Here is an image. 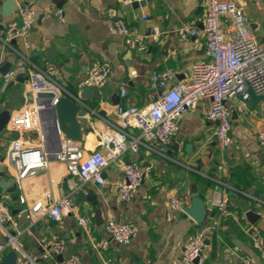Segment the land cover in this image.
<instances>
[{
	"label": "crops",
	"instance_id": "0c3cea01",
	"mask_svg": "<svg viewBox=\"0 0 264 264\" xmlns=\"http://www.w3.org/2000/svg\"><path fill=\"white\" fill-rule=\"evenodd\" d=\"M6 1L0 0L2 76L19 66L43 69L52 63L59 69L58 80L69 96L77 98L93 63L111 65L109 83L101 90L104 99L85 102L90 109L80 119L88 154L103 149L104 134L118 120L115 115L118 105L143 108L160 97L162 91L151 88L153 74L173 70L176 74L170 84L173 87L180 81L190 80L194 65L210 60L205 55L203 0H142L146 1L145 5L137 9L132 7L135 0H14L18 7L31 5L38 12L36 26L28 39L30 49L21 39L7 44V25L18 21L19 14L17 11L11 18L3 19L2 4ZM234 1L249 19L254 38L264 47V0ZM58 10L64 11L62 19L57 17ZM118 20L129 25L131 36L116 33L114 25ZM184 23L198 26L197 36L181 40L179 29ZM155 28L160 32L158 37L153 36ZM136 38L143 41L142 49L134 41ZM130 71L132 76L128 80ZM18 78L4 89L0 77V113L9 112L10 118L31 100L27 76ZM124 90L125 97H122ZM107 98L112 103H107ZM239 102L237 98L230 103L234 117L236 112L237 115L231 133L232 144L225 152L218 150L217 124L206 115L210 100L201 99L195 109L183 113L180 133L168 147L149 143V147L141 146L138 154L127 152L112 161L104 170L105 185L83 187L87 193L93 190L97 198L76 205V195L73 196L74 212L58 222L41 213L29 219L25 211L39 201L49 209L48 196L56 202L69 192L71 176L66 165L52 157L48 169H37L33 176L18 182L16 169L6 161L14 133L5 128L0 132V172L8 170V177H13L16 184L8 187L10 183L6 182L5 189L0 187V200L14 217V224H7L5 228L18 236V258L27 256L37 264H54V259L45 260L42 256L49 239L58 235L67 247L65 255L56 257L58 261L76 254L79 264H182L185 242L204 231L206 264H242L245 257L264 264L244 231L245 227H253L264 234V153L257 140L258 134L264 132V100L248 112L238 110ZM103 111L105 115L101 114ZM128 131L139 135L137 130ZM21 137L29 148L42 142V133L37 131L23 132ZM187 145H191L190 152L186 151ZM126 162H139L145 177L132 200L124 203L117 183L124 177L122 165ZM76 183L81 186L78 180ZM223 191L242 225L226 218L221 228H213L218 210L212 206V200ZM194 193L205 197L207 213L202 225L185 210L169 217L170 196H177L186 209L191 207ZM241 200L249 207V213L243 209ZM98 210L101 219L97 218ZM82 218L88 222L86 227L79 225ZM111 219L132 222L139 227V232L128 245L111 241L104 250L96 245L106 237L105 225ZM1 236L7 240L5 232ZM11 252L7 250L0 256V264Z\"/></svg>",
	"mask_w": 264,
	"mask_h": 264
},
{
	"label": "built area",
	"instance_id": "2783aa9c",
	"mask_svg": "<svg viewBox=\"0 0 264 264\" xmlns=\"http://www.w3.org/2000/svg\"><path fill=\"white\" fill-rule=\"evenodd\" d=\"M203 2L205 7L204 33L207 39L205 55L210 60L194 65L190 80L180 81L173 87L170 85L176 78L173 70L153 74L150 77L151 88L155 91H162L160 97L148 107L143 108L118 105L115 110L118 120L104 134L102 150L91 151L88 154L85 152L83 140L67 138L61 133L62 145L56 153L51 154L46 150L44 136L39 146L27 147L21 133L33 131L42 133L40 112L45 107L38 102L41 99L47 102V97L43 96L51 95L49 99H51V106H54L61 96L70 94L58 80L59 69L52 63L47 64L43 69L19 66L2 76L4 89H7L18 77L27 76V81H29L30 103L11 117L6 127L8 132H16L20 137L14 139L6 155L8 165L16 169L17 181L21 182L33 176L37 169H48L52 157L65 164L71 176L68 181L69 192L56 202L53 201L51 195L48 196L47 200L51 203L49 209L45 208L42 201L37 202L31 210L25 211L29 219L41 213L52 221L58 222L63 217L72 215L74 212L73 196L79 190H84L83 187L90 184L105 185L104 170L112 161L121 158L127 152L138 154L140 147L144 145L149 147V143H156L162 148L168 147L180 133V120L183 113L195 109L201 99L210 100L206 115L210 121L217 124L215 138L218 150L225 152L229 148L232 144L231 133L234 123V112L230 108V103L243 96V100L240 99L238 104V110L248 112L244 102L249 100L248 86L258 95L264 96V47L254 38L250 21L236 1L203 0ZM18 14L19 20L11 21L7 25V44L21 39L26 48L30 49L28 39L36 26L38 12L31 5H23L19 7ZM57 17L62 19L64 11L58 10ZM114 29L122 37L132 35L131 28L123 20L116 21ZM198 32V26L184 23L179 29V36L181 40H189L197 36ZM159 35V30L153 29V36L158 37ZM134 41L140 49L144 47L141 39L136 38ZM110 73L109 63L95 62L87 72L85 83L102 90L109 83ZM121 96L125 97V90L122 91ZM129 129L137 130L139 135L130 134ZM257 140L259 148L264 153V132L258 134ZM110 144H113V147H109ZM122 171L124 177L117 183V190H119L120 199L127 203L141 187L145 173L139 162H126L122 165ZM77 180L81 186L76 183ZM84 191L87 193L86 190ZM212 206L218 210V218L213 228H221L222 221L226 218H233L235 222L242 225L240 218L235 215L228 203L226 191L216 194L212 200ZM168 207L169 217H174L176 213H183L185 210L177 196H170ZM87 223L84 218L79 220L80 226L86 227ZM7 224H14V217L0 200V256L7 250L17 252L20 249L18 236L6 230ZM105 227L106 237L96 245L104 250L109 248L111 241L120 245H128L139 232L136 224L122 223L114 219L109 220ZM2 231L6 234V241L1 236ZM244 231L264 260V234L260 229L253 227H245ZM47 247L42 256L45 260L54 259V264H79L80 262L76 254L62 261L56 260L57 256H63L67 252L65 241L58 235L49 239ZM205 249L204 231L198 232L185 242L181 256L182 264H206L208 256ZM16 264H37V261L24 256L18 258ZM242 264H257V262L250 257H245L242 259Z\"/></svg>",
	"mask_w": 264,
	"mask_h": 264
},
{
	"label": "water",
	"instance_id": "95a60500",
	"mask_svg": "<svg viewBox=\"0 0 264 264\" xmlns=\"http://www.w3.org/2000/svg\"><path fill=\"white\" fill-rule=\"evenodd\" d=\"M146 1L133 2L132 7L137 9L141 6L145 5ZM2 18L7 19L11 18L14 12L19 10L17 3L14 0H7L2 4ZM255 29V25L252 26ZM13 44L16 41H12ZM132 76L131 71L129 72L127 79L130 80ZM2 78V75L0 74ZM21 81V78H18ZM80 94L78 97H65L61 96L56 105L51 106V97H47V102H44L42 99L38 102L40 105L45 107L44 110L40 112V117L42 119V136H44V145L46 150L49 153H56L60 150L62 145L61 135L60 133L66 135L68 138H73L75 140H83V132L80 123V119L84 118V115L90 109L89 106L85 104L88 101H102L104 97H102L101 90L98 87H91L86 83L80 85ZM247 93L249 94V100L244 101L248 110L252 111L255 108V104L258 101L264 100V96L258 95L253 91V89L248 86ZM243 100V96L239 97ZM107 103H112V99L107 98ZM237 113V112H236ZM234 119H236V114ZM102 115H105V112H101ZM9 112L0 113V132H2L7 124L10 121ZM13 140L19 139V134L14 132L12 135ZM109 147H113V144H110ZM191 145H187L186 151L190 152ZM9 171L0 172V187L5 189V183L9 182L10 185L8 187H13L16 184V181L13 177L9 176ZM7 189V188H6ZM191 207L185 209L186 213L189 214L194 221L202 225L203 219L207 213V208L205 206V197L203 195H199L198 193H194L191 195ZM97 198V195L93 190H90L86 193L84 190H79L76 194L75 204L80 205L85 202H90ZM241 205L245 212L249 213V207L245 204L244 200H241ZM101 211H97V218L101 219ZM18 258L17 252L9 253L1 262V264H16Z\"/></svg>",
	"mask_w": 264,
	"mask_h": 264
}]
</instances>
